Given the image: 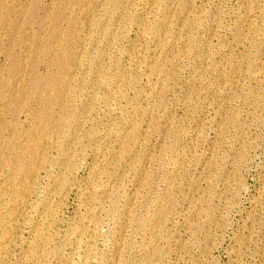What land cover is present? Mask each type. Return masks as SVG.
I'll use <instances>...</instances> for the list:
<instances>
[{
	"label": "rangeland",
	"instance_id": "374dc122",
	"mask_svg": "<svg viewBox=\"0 0 264 264\" xmlns=\"http://www.w3.org/2000/svg\"><path fill=\"white\" fill-rule=\"evenodd\" d=\"M0 222V264H261L264 0H0Z\"/></svg>",
	"mask_w": 264,
	"mask_h": 264
},
{
	"label": "bare ground",
	"instance_id": "6f19581e",
	"mask_svg": "<svg viewBox=\"0 0 264 264\" xmlns=\"http://www.w3.org/2000/svg\"><path fill=\"white\" fill-rule=\"evenodd\" d=\"M112 2V1H111ZM114 3V2H113ZM86 6V5H85ZM154 72V71H153ZM158 96V95H157ZM154 105V104H153ZM136 131V130H135ZM28 189V188H27ZM259 203V202H258ZM10 207V206H9ZM15 208V207H14ZM2 222V221H1ZM0 222V223H1ZM84 243V242H83ZM91 248V247H90ZM87 251H88V249H87ZM2 254V253H1ZM89 254V253H88ZM89 262V261H88ZM261 264H264V252H263V260H262V263Z\"/></svg>",
	"mask_w": 264,
	"mask_h": 264
}]
</instances>
